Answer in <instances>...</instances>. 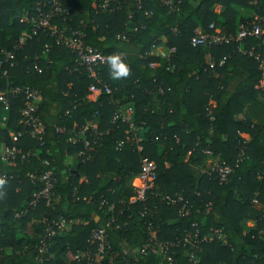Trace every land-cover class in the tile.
Returning a JSON list of instances; mask_svg holds the SVG:
<instances>
[{
	"label": "trees",
	"instance_id": "1",
	"mask_svg": "<svg viewBox=\"0 0 264 264\" xmlns=\"http://www.w3.org/2000/svg\"><path fill=\"white\" fill-rule=\"evenodd\" d=\"M44 1L0 0V50H12ZM102 1L66 0L68 13L51 25L65 30L63 36L81 32L84 45L107 57L121 56L130 69L126 78L113 79L108 65L94 69L110 94L88 98L93 80L74 69V55L49 31L28 40L11 65L0 57V91L36 90L34 116L44 126L40 146L21 122L22 98H10L5 111L0 104V264H38L45 225L58 220L64 225L46 241L40 264H192L182 243L185 233L195 232L192 224L198 238L218 231L195 251L196 264H264V124L240 116V99L264 107V38L189 44L196 32L234 35L240 24L264 17V0H170L174 10L159 0H139V9L136 0H118L112 11L100 10ZM245 9L254 16L244 18L239 11ZM155 46L164 57L149 55ZM120 106H131L138 142L125 124L111 123ZM87 122L101 137L95 144L88 138L90 159L82 162L81 145L69 138ZM4 148L19 155L4 161ZM142 156L154 162L156 180L143 201L130 203ZM212 162L230 168L224 181L201 173ZM44 171L53 174V197L28 208L39 189L30 176ZM164 195H180L186 215L179 204L162 201ZM248 220L253 227H245ZM96 229L105 234L101 252L89 243Z\"/></svg>",
	"mask_w": 264,
	"mask_h": 264
},
{
	"label": "built area",
	"instance_id": "2",
	"mask_svg": "<svg viewBox=\"0 0 264 264\" xmlns=\"http://www.w3.org/2000/svg\"><path fill=\"white\" fill-rule=\"evenodd\" d=\"M66 0H45L42 4L43 10L40 11L36 17L32 18L29 21V29L26 32L20 33L17 39L14 41L11 51L0 50V57L4 62L9 63L14 60V53L22 49L25 43L31 38L35 37L38 33H43L49 31L51 35L57 37V40L69 50L70 53L74 55V69L83 68L89 78L93 80L88 86V98L95 99V97L100 94H110L109 87L102 83L99 77L97 76L94 69L99 66L108 65L107 56L92 50L88 46L84 45L82 40V33L79 31H73L70 36H63L65 30L59 29L56 26L51 25V21L54 18L61 17L68 13V11L63 8V3ZM118 0H103L98 7L102 11H112L116 8L115 4ZM135 7L140 8V1L136 0ZM164 6H167L169 9L174 10L175 5L170 0H159ZM249 5H255V0H247ZM131 15H129L130 18ZM26 21V17L21 19ZM247 37L253 38H264V17L254 16L252 21H249L245 24H240L237 27V31L234 35L225 34L218 29L213 30L212 33H201L196 32L189 40V44L193 48L203 47V46H216L229 41H240ZM173 49H170L169 53H172ZM155 55L159 57H164L165 53L162 51V46L152 47L149 55ZM258 59V57H256ZM109 66V65H108ZM155 66V63H149V67ZM35 69V67H34ZM261 72L262 77H264V62H261ZM5 72L3 71L2 74ZM263 84V80L259 81V85ZM14 97H20L23 101V106L20 110L21 122L23 125L28 127V136L35 140L38 145H43V135H44V126L40 123L38 118L34 116L36 103L39 101V94L36 90L31 89L27 86H13L9 87L5 91H0V104L3 107V110L8 109L9 99ZM132 108L131 106L117 107L111 115V123H122L127 126L131 132V138L138 142L139 138H136L138 134L139 127L131 121ZM96 125L93 122H87L81 128L75 130L70 138L69 142L71 144H80L81 148L78 151L77 155L80 157L81 161H87L90 159V141L92 136V143H98L101 135L95 130ZM56 131L63 133L64 129L62 127L56 128ZM20 134L16 133L13 137H18ZM208 156L211 155L210 152H205ZM19 155V152L14 148H4L1 153V158L4 161H13L15 157ZM32 155L28 151L25 155H20V159H24ZM201 173L206 174L209 177L216 178L219 182L225 180L226 176L230 173V168L227 165L222 163L212 162L208 169L202 170ZM32 182L39 184L38 191L34 192L31 195V200L28 202L27 207L33 208L37 201L40 199L44 200L48 204L53 197V187L55 180L51 171H44L39 174H32L30 176ZM0 179L4 180L5 175H0ZM156 180V166L154 162L146 157H140L139 159V172L131 180L130 185L132 188L133 195L129 200L130 203H135L138 201H143L145 198L146 192L151 190L154 186ZM161 200L166 204L171 206H177L179 213L186 215V203L183 202L180 195H175L173 197L164 195L161 197ZM22 212L17 213L15 216L18 217ZM64 222L62 220L47 222L45 225V230L41 235V238L36 247V257L35 261L40 264L44 260V256L47 253L46 241L54 235L55 229L62 228ZM191 228L195 229L193 234L185 233L182 237L183 245L188 247L189 250V260L192 264H196V258L194 257L195 251L200 250V244L206 241L212 240L218 233V231H212L210 234L197 237L196 224H192ZM97 242V249L99 252L102 251L103 245L105 244V234L103 229H96L91 232L89 237V243ZM162 246L157 244V251H160ZM153 250V252H157ZM142 252V251H141ZM170 261V259H167ZM92 260L88 262L91 264Z\"/></svg>",
	"mask_w": 264,
	"mask_h": 264
},
{
	"label": "crops",
	"instance_id": "3",
	"mask_svg": "<svg viewBox=\"0 0 264 264\" xmlns=\"http://www.w3.org/2000/svg\"><path fill=\"white\" fill-rule=\"evenodd\" d=\"M213 10L216 13H220L222 12L223 9L221 6L215 5L213 7ZM239 12L244 18H250L254 16L253 11L251 9L240 10ZM25 17H26L25 15L22 16V18H25ZM240 103L242 105L240 116L245 121L251 122L253 124H264V107L262 105L255 103V102L248 101V100H243V99H240ZM254 206L258 207V205L256 204ZM253 226H254V223L252 221L248 220L245 222L246 228H250ZM128 256L132 257L131 252H128Z\"/></svg>",
	"mask_w": 264,
	"mask_h": 264
},
{
	"label": "clouds",
	"instance_id": "4",
	"mask_svg": "<svg viewBox=\"0 0 264 264\" xmlns=\"http://www.w3.org/2000/svg\"><path fill=\"white\" fill-rule=\"evenodd\" d=\"M107 63L111 69V76L113 79L126 78L130 74V69L126 63L123 62L119 54L111 55L107 57ZM5 183L4 180L0 179V186Z\"/></svg>",
	"mask_w": 264,
	"mask_h": 264
}]
</instances>
